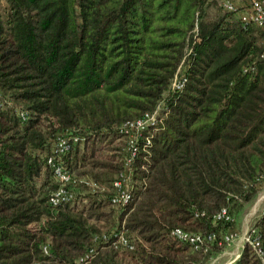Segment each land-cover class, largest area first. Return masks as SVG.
<instances>
[{"label":"trees","instance_id":"1","mask_svg":"<svg viewBox=\"0 0 264 264\" xmlns=\"http://www.w3.org/2000/svg\"><path fill=\"white\" fill-rule=\"evenodd\" d=\"M222 1L0 0V264H205L224 248L264 183V27ZM54 164L72 197L52 203ZM245 235L229 264H264V207Z\"/></svg>","mask_w":264,"mask_h":264},{"label":"built area","instance_id":"2","mask_svg":"<svg viewBox=\"0 0 264 264\" xmlns=\"http://www.w3.org/2000/svg\"><path fill=\"white\" fill-rule=\"evenodd\" d=\"M222 2L226 8L235 10L236 6L234 1L223 0ZM239 17L243 21L252 20L256 24L264 27V0L248 1L246 3V6L243 9L239 10ZM172 85H175L174 81H172ZM149 118H152V114L136 119L135 121H127L124 123L125 129L131 130L138 128L142 126ZM67 147H68V143L66 142L65 138H63L62 136L59 137L57 140L55 151H63ZM47 162H51L50 157L47 158ZM53 173L55 178L60 182V184L51 193L49 197V201L55 203L57 201H65L70 199L72 197V193L70 190L64 187L65 182L68 181L70 178L68 171L63 167H61L59 164H54ZM113 185L116 188V192L112 197L113 202L115 203V205L123 204L128 199V190H127V183L124 180V177L122 176L121 173L119 174V177H117L113 181ZM172 233L178 239L183 241H188L189 243L196 244L200 240L198 233L183 231L180 228L172 229ZM100 237L104 239L106 235L102 234ZM228 237L230 236H226V238ZM244 239H248V237L244 235ZM119 240L123 246H129V243L127 242L126 238L122 235V233L119 234ZM250 242L253 244L254 247H256L257 252L261 253V250L257 247L258 242L255 240V238L251 239ZM91 251L92 248H90L84 254L83 257L87 256V254L90 253ZM79 259H82V256Z\"/></svg>","mask_w":264,"mask_h":264},{"label":"rangeland","instance_id":"3","mask_svg":"<svg viewBox=\"0 0 264 264\" xmlns=\"http://www.w3.org/2000/svg\"><path fill=\"white\" fill-rule=\"evenodd\" d=\"M219 1V0H218ZM237 8L236 15L239 10L246 6L250 0H232ZM264 207V183L259 188L258 192L246 204L244 210L239 215L236 230L231 229L229 233L231 236L227 240L224 248L213 255L205 264H229L237 255L246 234L247 228L251 220L256 216Z\"/></svg>","mask_w":264,"mask_h":264}]
</instances>
